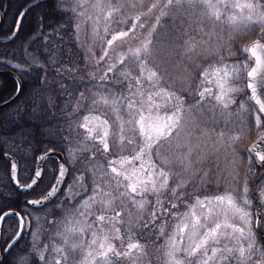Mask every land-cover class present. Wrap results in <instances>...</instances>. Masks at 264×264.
I'll return each instance as SVG.
<instances>
[{"label": "snow or ice", "instance_id": "6c2138e0", "mask_svg": "<svg viewBox=\"0 0 264 264\" xmlns=\"http://www.w3.org/2000/svg\"><path fill=\"white\" fill-rule=\"evenodd\" d=\"M42 2L43 0H37V3L29 5V9L41 7ZM69 3L75 6L66 7ZM85 3L87 0H49L50 7L61 14L68 11L76 13L79 9L80 15H83L92 10L96 15L89 16V19L94 25L100 22L99 18L102 16L103 31L110 33V38L105 40L97 33L101 54L96 64L104 62L103 75L100 79L107 80L109 73L117 72L119 76L131 81L128 85L130 95L123 93L117 95L111 90H107V95L93 93L87 98L83 93L80 94V97L88 99L93 107H97L102 101L105 105L110 104L117 112L120 124L118 131L112 134L111 150L108 121H101L97 131L103 151L105 153L114 151L117 158L108 162L110 170L97 168V175L92 181V195L82 199L78 208L74 206L71 214L74 217H83V222L77 219L76 223L80 224V227L66 229L63 232L57 230V235L62 238L59 246H41L39 233H32L31 248L21 246L19 241L28 230L27 217H21L19 212L0 210V222L11 217L18 219L17 229L7 237H0L3 239V243L0 244V264H113L112 257H131L133 250H143V245L132 242L136 230H141V236H150L154 222L167 216L174 217L176 223L164 244L166 264H264V246L258 239L264 237V180L256 185L255 199L258 201L256 205L253 204L249 188V180L256 175L255 165L259 164L264 168V152L257 151L256 145H253L248 150V168L242 181L239 172L233 170L230 179L225 177L228 186L223 193L201 196L196 194L195 183L191 190L188 189L189 180L199 171L194 165L199 162L200 154L197 152L196 156H192V145L181 142L178 133L174 135V130L182 129L191 137L204 120L206 111L213 114V122L217 112L228 115L225 110L236 102L235 94L241 93L244 88L250 90L249 100L254 102L249 113L254 115V126L256 129H264L262 120L264 57L257 54L258 50L264 52V44L260 43V40L264 39V0H247L245 3H237L235 0H216L215 3L212 0H137L135 3L133 0H91L88 7L84 6ZM139 7L147 8V12L136 15L128 30H116L111 27L114 24H128V12ZM221 8L238 9L239 18L236 15L222 18ZM29 9L19 14L20 19L17 21L16 29L8 37L9 40L15 38L20 30V20ZM141 15L154 17L155 23L147 29V35L139 39L136 46L128 47L127 51L116 52L115 42L126 43L125 38H130V34L131 38H135L137 29L144 28ZM165 16L171 17L174 21L175 31L168 35L157 30V26L163 27L161 18ZM193 21L209 27H220L223 23H228L231 31L237 33L253 31V26H256L260 32L258 39L250 47L243 49L255 57V66L248 70V66L243 64L231 68L224 65L213 69L211 73L207 69L202 70L200 75L203 80L189 92L190 95L198 96L199 100L195 104L185 106L183 96L178 94L177 90L166 89L161 84L162 73L166 72V69L161 67L156 57L162 42L177 52L192 51L200 47L201 42H197L185 31V25L190 28ZM43 27L44 17L41 16L37 32L39 33ZM56 31H60L59 26ZM226 51L229 55L232 54L229 49ZM28 55L31 56V53ZM4 63H8L9 67L22 74L29 71L18 64L0 60V64ZM29 64L43 67L36 63L35 57H32ZM132 65L139 72L135 77H132L129 71ZM210 74L216 77L214 83L218 88L217 93L203 87ZM13 80L15 99L22 94L24 85L15 77ZM238 82H243V86H237ZM191 84V74H188L185 87L179 91L181 93L189 91ZM96 96H100V101ZM161 104L172 106L173 111L170 115L161 117L158 114ZM248 107L246 102L240 103L241 110L247 111ZM121 108L127 115L126 120L119 114ZM38 111V106L33 108V114ZM83 119L85 122L80 127L87 128L88 121L98 117L85 116ZM35 131L34 128L25 129L20 126L17 136L30 141L34 139ZM220 135L223 137L224 133ZM239 139L238 135L228 136L231 144H235ZM259 140L264 142V135H260ZM45 152L46 155L41 159H47L48 155H51L47 149ZM233 156L236 158L235 153ZM16 168V163L11 162L14 181ZM66 172L67 169L61 163L51 190L40 199L27 201V204L42 206L54 197L61 189ZM41 175V169L37 168L30 183L20 184L16 181V184L18 188L27 192L38 185ZM207 176L208 173L204 172L201 187L208 183ZM76 179L83 181L84 177ZM216 183L219 185L221 181L217 180ZM232 185H239V190ZM84 191L87 193L89 190ZM149 196H155V200H149ZM129 203L136 209L135 212H127ZM179 204L186 205V210L182 213L173 211ZM149 206L150 215H145ZM96 211L100 214L96 215ZM125 212L126 215H122ZM89 217L93 219L89 220ZM117 225L124 226V237L121 235V227ZM104 226H107L106 230ZM97 228L102 235H98ZM86 231L90 232L92 237L87 244L83 239ZM69 234L75 239H70ZM160 235H165L163 225L160 227ZM125 238L128 241L126 248ZM112 240L120 241L121 247L117 248Z\"/></svg>", "mask_w": 264, "mask_h": 264}, {"label": "rangeland", "instance_id": "374dc122", "mask_svg": "<svg viewBox=\"0 0 264 264\" xmlns=\"http://www.w3.org/2000/svg\"><path fill=\"white\" fill-rule=\"evenodd\" d=\"M32 1L33 0H24V5H22V7ZM45 2L49 3V0H46ZM90 2L91 0H87V3H85L84 6L88 7V3ZM135 2H137V0H133V3ZM212 2L215 3L216 0H212ZM74 6L75 5L73 3H69L66 7L71 8ZM143 12H147V8L139 7L130 9L127 14L129 21L128 24H114L111 25V27L116 30H128L131 22H134L135 16L140 15ZM67 14L69 15L70 19L68 22L64 24L62 23L60 25L59 32L61 34L64 33V36L68 39V41L71 39L74 40L75 38L77 44L80 45V49L78 50L79 52L77 54V59L75 60V62H77L76 67L72 68L66 65L65 68H63V71H71L74 69L72 70L73 72L84 79L87 78V80L91 82L89 87L86 90H82L81 92L84 94V97L85 95L89 97L93 93H102L107 95V90H111L117 95L121 93L124 95H130L128 85L131 81L124 79L123 76H119L117 72L109 73V78L107 80L102 81L100 79V77L103 75L104 62H101L100 65L96 64V61L99 59L101 54V48L99 47V36L97 33H99L100 36H103L105 40L110 38V33H105L103 31L102 16L99 18L100 22L94 25L93 21L89 19V16L96 15V13L92 10L85 12L83 15H80L79 9L76 13L68 11ZM70 20L72 21V24ZM141 21L144 22V28L137 29L135 38H131L130 34V38H125L127 41L126 43L122 44L120 41L115 42L114 48L116 49V52L127 51L128 47L136 46L139 39L147 35V29L155 23L153 16L146 17L141 15ZM77 25H79V28H77ZM161 25L163 27L161 28L160 26H157V30L162 32L164 35L171 34L175 31V28L173 27L174 21L171 17H162ZM71 26H73V31L71 30ZM6 27L9 30H13V19H9ZM198 29H202V31H199ZM185 31H187L188 34L191 35L197 42H201L200 47L194 48L192 51L180 50L177 52L172 51L168 48L166 43L162 42L156 58L161 67L166 69V72L162 73L161 84L166 89L174 88L177 90L178 94L183 96L185 106H187L188 104H195L199 100L198 96L190 95L189 92L194 90L195 87L200 84V81L203 80V77L200 75L202 70L207 69L211 73L213 69L223 67L224 65H227L229 68H231L235 64L240 65L239 63L241 59L235 63L232 61V57L230 55L218 54V52L221 51V48H224V50L225 48H230L231 41H224L223 38H218L215 27L197 24L195 21H193L190 28L185 25ZM209 33H211V35ZM45 35V33L42 34V36ZM153 39H155V35ZM24 45L25 46L22 50L24 54L26 53V59L30 58L28 53H31V57H33V52L31 49L27 47L26 44ZM25 50H27V52ZM224 50L223 52L225 53ZM109 51L110 54H112V50L110 49ZM35 54L37 56V52H35ZM221 57L223 58V63H221ZM78 59L80 62H78ZM55 60L56 59L52 58L51 62ZM44 64L46 63L43 62L41 65L44 67ZM119 67L122 68L123 66ZM43 70L45 71L44 68ZM129 71L131 72L132 77L139 75V72L135 70L134 65L130 66ZM188 74H191L192 84L189 91L181 93L179 90L185 87V80ZM44 79H47V73H45ZM215 79L216 77L210 74L208 79L204 82L203 87H207L211 89L213 93H217L218 88L214 83ZM73 81H77V77H74ZM237 86L242 87L243 82H238ZM68 88L69 84L66 83L62 90L67 92ZM247 96L248 94L246 88H244L241 93L235 94L236 102L232 104L227 110H225L228 115H221L219 112H217L215 114L214 122L213 114L206 111L204 114V120L200 123L199 128L192 133L191 137H189L182 129L174 130V135L178 133L181 142H187L188 144L192 145L194 153H197L199 150L198 153H200V162L199 165H194V167L198 168L199 171L196 172V176L189 180L188 183L189 190H191L193 183H195L197 195L203 196L223 193L225 187L228 186V181L225 180V177L230 179V174L233 172V170L238 171L241 181L243 180L248 168L247 157L249 155V148L247 145L255 133L252 125L250 124L249 117L246 115V111L240 109L241 102H246V106H249L248 108H250L251 103ZM71 97V102L68 104L71 108L68 115L69 129L66 131H61V139L58 140L59 143L64 144L62 148L69 165L68 176L64 185L62 186L60 193L52 199V203L50 202L40 207H32L25 204V199L30 197V192L14 194L11 191V193L7 195L12 202L19 203V201H21V203L24 204L21 211H23L25 217H27L26 225L28 230L23 233V238L19 241V244L26 249L32 247V233H39V241L41 246H59L62 243V238L57 235V230L63 232L66 229L80 227V224L76 223V221L79 219L81 222H83V217H74L71 215L74 211V206L75 208H78L80 202H82V199L92 195V181L94 176L97 175V168L102 170H110L108 162L117 158L116 152L110 151L109 153H105L103 151V147L99 143V137L97 135V131L101 126V121L107 120L109 130L108 139L110 146L112 134L119 129L120 122L117 120V112L113 110L110 104L105 105L102 101L97 107H93L88 99H82L80 95L78 96V99L74 96ZM96 99L100 101V96H96ZM172 111L173 108L170 104H161L158 114L161 117H166L170 115ZM119 114L123 115L125 120L127 119V115L124 113L123 108H121ZM145 114L147 115V113ZM85 116L98 117V119H90L88 121V127L83 128L80 127V125L85 122L83 119ZM59 117L60 115L58 114L56 118ZM221 133H224L223 137H221ZM237 135L240 136V139L235 144H231L228 140V136ZM183 152L184 149L182 148L181 153ZM210 153L213 158H209ZM234 153L236 158L233 156ZM126 154L127 153H125V155ZM93 155H99L100 157ZM136 163L137 165L139 164V162ZM57 168V165H54L52 161L48 162V168L45 170V172L47 174L49 184L52 183L56 175ZM204 172L208 173L206 178L208 183L201 187L200 182ZM32 176L33 172L30 170V166L23 164L22 169L20 166V180H22V182H28ZM44 176L45 174L43 177ZM81 176L84 177L83 181H78L76 178ZM217 180L221 181L219 185L216 183ZM250 183L252 182L249 180V188ZM232 186L237 187L239 190V185ZM84 189H88L89 191L85 193ZM252 189L250 188V192ZM149 200L154 201L155 196H149ZM192 202L193 201H188V203ZM93 207L95 208L96 206L94 205ZM185 210L186 205L179 204L178 208L173 211L182 213ZM135 211L136 209H134L131 203H129L127 212ZM150 212L151 206L148 207L145 215H150ZM99 214V211H96V215ZM122 215H126V212L122 213ZM88 219L91 220L93 218L89 217ZM175 223L176 220L174 217L167 216L156 220L151 226L152 230L158 226V235L155 239L158 242V256L162 259L158 261V264H166L167 256L165 255L166 249L164 248V244L167 239V235L173 231ZM161 225L164 226L165 235H160ZM17 226L18 220L7 218L4 224L3 237L10 235L12 231L17 229ZM117 226L121 227V235L124 237V226ZM104 227L106 230L107 226ZM140 231L141 230L139 229L136 230L135 235L132 238V242H135V239H137L138 243L140 242L141 245H144L143 243L153 239L151 236H141ZM97 232L98 235H102L99 228H97ZM69 235L70 239H75V237H72L71 234ZM91 238V233L86 231L83 235L84 242L87 244ZM127 242L128 241L125 238V248ZM112 243L117 248L121 247V242L118 240H112ZM45 255H47V253H45ZM77 259H79V257H77ZM112 260L113 264H138L135 263L136 250H133V255L131 257H112ZM142 263L145 264L144 261L140 262V264Z\"/></svg>", "mask_w": 264, "mask_h": 264}, {"label": "trees", "instance_id": "16d2710c", "mask_svg": "<svg viewBox=\"0 0 264 264\" xmlns=\"http://www.w3.org/2000/svg\"><path fill=\"white\" fill-rule=\"evenodd\" d=\"M22 5H24V0H0V8L6 9L1 32L7 31L6 26L10 18L15 22L16 16L24 7ZM41 16L44 17V27L38 33V20ZM69 19L67 12L60 14L59 11L54 10L49 3L44 1L41 7L31 8L26 12L20 23V30L13 41L9 43L0 42V60L10 62L9 49L13 48V53H15L13 63H18L21 67H26L29 64L24 60L26 58V53L24 54L22 50L24 44L30 49H49V52H41L42 58L58 60L48 65L51 75L46 80L41 76L42 71L40 68L30 64L27 68L28 73L22 74L20 71L15 70L19 73L24 85L23 92L17 100L0 109V194H2L0 195V210L2 211L9 208L21 211L24 206L21 201L14 203L7 196L11 191L14 194L19 192L11 184L9 161L5 156L6 153H14L19 159L21 169L25 164L30 166V170L33 172L37 153L51 146L61 149L64 144L59 143L58 140L61 139L62 128L68 124V115L71 109L68 104L71 102V96L78 99L82 90H86L91 83L87 78L84 79L73 72L74 69L63 71L66 65L72 68L76 67L77 62L75 60L80 49V45L77 44L75 38L68 41L64 33L61 34L56 31L58 26L60 27L62 23L68 22ZM70 22L72 24L71 20ZM71 30L73 31V26H71ZM44 33L46 35L42 36ZM55 50L58 53H55ZM78 62H80L79 59ZM0 66L9 67L8 63L0 64ZM74 77H77V81H73ZM66 83L70 85L67 92L62 90ZM14 90L15 81L13 77L1 74L0 102L14 95ZM60 101L63 102L59 104ZM36 106L39 107V111L33 114V108ZM58 114L60 117L56 118ZM53 123L60 129H54ZM20 126L25 129L34 128L36 130L34 139L29 141L17 136ZM27 134L31 135V133ZM48 185L47 174H45L40 184L31 192V195L43 193Z\"/></svg>", "mask_w": 264, "mask_h": 264}, {"label": "flooded vegetation", "instance_id": "af4514ba", "mask_svg": "<svg viewBox=\"0 0 264 264\" xmlns=\"http://www.w3.org/2000/svg\"><path fill=\"white\" fill-rule=\"evenodd\" d=\"M235 2H237V3H245V2H247V0H235ZM220 11H221V14H222V18H226L229 15H236L237 18H239V10L238 9H235V8H228V9L221 8ZM4 13H5V10H4ZM253 28H254V30L250 31V32H239V33H237V32H232L231 31L230 25L228 23H223L222 26L215 27L218 38H223L224 41H226V40H230L231 41L230 48H227V49H229L231 51V53H232L230 55L232 57V61L237 63L241 59V61L239 63L240 65H242V64L246 65V63L248 62L247 63L248 70H250V68L252 66H255V57H253L250 52L243 51V49L245 47H250L252 45V43L258 39V33L260 32V29H259V27H256V26H253ZM7 36H8V33L0 31V42H2V43L6 42L4 39H6ZM260 43L264 44V39L260 40ZM223 50H224V48H221V51H219L218 53L219 54L229 55L228 52L226 51V48L224 50L225 53L223 52ZM31 51L33 53L37 52V56H35L36 54L33 55V57L36 58V63L37 64L46 62L45 59L42 58V56H41V52H47L46 50H44V49H31ZM9 52H10V58L11 57L14 58L15 53H13V48H10ZM257 54L262 56V57H264V52H260L258 50ZM31 59H32L31 56H30V58H27V59L24 58V60L27 61L28 63H29V61ZM235 65H237V64H235ZM9 68L13 69L12 67H8V69ZM246 91H247V94H248L247 98H249L250 90L246 89ZM249 101L251 103V106H254V102L251 101V100H249ZM256 107H258V106H256ZM249 113H250V108H248V111H246V115L249 117L250 124L252 125L253 130L255 131V133L253 134L251 140L248 142V145H247L248 148L251 149L253 147V145H255V143L259 140V136L260 135H264V129H256L255 128V126H254V115H250ZM262 120H264V114H262ZM217 142H218V140H217ZM263 150H264V148H263ZM198 152H199V150H198ZM196 155H197V153H194V152L192 153V156H196ZM252 155H253V158H254V153ZM209 158H213L211 153L209 154ZM199 162H200V160H199ZM199 162L196 163V165H199ZM255 171H256V175L250 179V182H252V183H250V188L252 189V187H253L252 191L250 192V195L253 197V204L254 205L258 204V201L255 199V197L257 195L256 185H258L261 180H264V168H261L259 164H256L255 165ZM195 176H196V173L193 176V178ZM51 201L52 200H50V202ZM21 216H23V215L21 214ZM9 219L18 220L15 217H11ZM157 229H158V226L153 228L152 234L150 235L151 238H153V239L148 241V242H146V243H143L144 244L143 245V250L142 251H137L136 250V261H135V263L140 264V262L144 261L145 264L146 263H148V264H158V261L162 260L158 256V242L155 239L157 237V235H158L157 234V232H158ZM3 230H4V227L2 229V233H1L0 237H3ZM258 239H259L260 244L262 246H264V237H261V238H258ZM2 241H3V239H0V244L3 243ZM135 242H137V239H135Z\"/></svg>", "mask_w": 264, "mask_h": 264}, {"label": "water", "instance_id": "95a60500", "mask_svg": "<svg viewBox=\"0 0 264 264\" xmlns=\"http://www.w3.org/2000/svg\"><path fill=\"white\" fill-rule=\"evenodd\" d=\"M43 1H44V0H43ZM34 3H37V0H36ZM28 7H29V6L25 7V8L23 9L22 12H25V10L28 9ZM18 19H20L19 16H18ZM18 19H17V21H18ZM17 21H16L15 29H16V26H17ZM2 23H3V14H2V11H1V9H0V27H1ZM7 40H9V39L7 38L6 41H7ZM11 40H12V39H11ZM0 73H8V74H11V75L14 76L18 81H20L18 75H17L14 71H12V70L0 69ZM20 83H21V81H20ZM21 84H22V83H21ZM18 97H19V96H16V98L13 99V96H12V97H10L9 99H7V100L1 102V103H0V108H3V107H5V106L11 104V103L14 102ZM262 99H264V97H262ZM6 101H10V103H5ZM0 133H1V130H0ZM259 143H263V142L260 141ZM47 150H48V153H51V155H48V158H49V157H55V158L58 160V162H59V167H60V164L63 163L64 167H65L66 169H68V167H67V163H66V160H65L63 154H62L60 151H57V150L54 149V148H48ZM45 155H46V152H45V150H44V151L40 152V153L36 156V160H35V170H36L37 168H40L41 171H42V173H43V169H44L45 161L48 159V158H47V159H41V157H43V156H45ZM6 158L10 161V163L14 161V162L16 163V165H17V168H16V180H15V181L12 179V170H10V178H11V181H12L13 185H14L19 191L25 192V191L21 190L20 188H18V186H17V184H16V181H19V183L22 184V183L20 182V180H19V176H18V171H19L18 159H17L16 156L13 155L12 153H7V154H6ZM58 173H59V172H58ZM66 173H67V172H66ZM34 175H35V172H34ZM41 176H42V175H41ZM57 176H58V175H57ZM65 176H66V175H65ZM33 178H34V176H33ZM56 178H57V177H56ZM30 182H31V181H30ZM30 182H29V183H30ZM55 182H56V179H55V181L53 182V184H55ZM53 184H52V185H53ZM34 187H35V186H34ZM30 190H31V189H29L28 191H30ZM50 190H51V187H50V189H49L48 191H50ZM46 194H47V192H46L44 195H46ZM40 198H41V197H39V198H34V199H40ZM30 200H33V199H30ZM10 211H11V212H14V211H12V210H10ZM2 223H3V222H0V233H1Z\"/></svg>", "mask_w": 264, "mask_h": 264}, {"label": "bare ground", "instance_id": "6f19581e", "mask_svg": "<svg viewBox=\"0 0 264 264\" xmlns=\"http://www.w3.org/2000/svg\"><path fill=\"white\" fill-rule=\"evenodd\" d=\"M70 86V85H69ZM63 101H60V102H58L59 104H61ZM4 108V107H3ZM1 109V108H0ZM68 123V122H67ZM54 124V126H53V128L54 129H60L55 123H53ZM69 124H67V125H65V127H63L62 128V130L61 131H66V130H68L69 128ZM7 153H10V152H7ZM50 187H51V184H49L48 185V187L46 188V190L44 191V193H46L49 189H50ZM40 195V194H39ZM39 195H33V196H31V198H35V197H38Z\"/></svg>", "mask_w": 264, "mask_h": 264}]
</instances>
